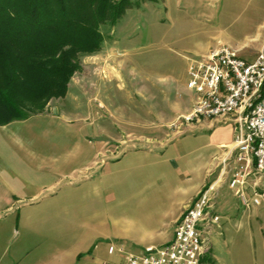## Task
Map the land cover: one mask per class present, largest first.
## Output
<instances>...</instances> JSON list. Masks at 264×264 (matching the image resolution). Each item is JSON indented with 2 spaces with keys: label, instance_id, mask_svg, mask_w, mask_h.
Returning <instances> with one entry per match:
<instances>
[{
  "label": "rangeland",
  "instance_id": "374dc122",
  "mask_svg": "<svg viewBox=\"0 0 264 264\" xmlns=\"http://www.w3.org/2000/svg\"><path fill=\"white\" fill-rule=\"evenodd\" d=\"M127 2L116 24L99 25L98 49L78 54V68L66 86L72 100L64 99L66 93L50 97L41 110L26 113L62 106L74 117L76 139L80 125L89 128L84 138L103 145L104 208L80 212L103 214L110 238L102 243L132 253L162 245L172 236V218L183 198L191 195L192 201L212 186L220 220L202 264H264V197L259 204L252 199L254 191L264 192V181L253 164L237 165L244 196L236 195L228 186L232 173L222 172L228 148L211 152L208 138H194L198 135L183 120L196 102L187 87L189 61L220 46L253 60L264 44V0H195L180 6L167 0ZM134 149L153 154L116 163L115 157ZM63 233L58 228V237Z\"/></svg>",
  "mask_w": 264,
  "mask_h": 264
},
{
  "label": "crops",
  "instance_id": "0c3cea01",
  "mask_svg": "<svg viewBox=\"0 0 264 264\" xmlns=\"http://www.w3.org/2000/svg\"><path fill=\"white\" fill-rule=\"evenodd\" d=\"M194 1L167 3L180 6ZM65 98L70 102L73 97L67 91ZM73 120L62 106L46 107L0 126V264H100L116 258L107 254L109 242L102 243L110 238L103 214H80L82 207L99 213L104 208L102 190L108 173L100 170L106 156L103 145L84 138L82 133L89 128L80 125L76 139ZM233 123L230 118L216 124L202 120L186 125L198 135L194 138H208L211 152L228 148L225 159L229 160L222 168L227 174L237 167ZM150 154L152 151L134 149L115 159L116 163L137 161ZM191 199V195L183 198L173 224ZM58 228L64 229L62 237L57 235ZM12 232L17 234L14 240Z\"/></svg>",
  "mask_w": 264,
  "mask_h": 264
},
{
  "label": "built area",
  "instance_id": "2783aa9c",
  "mask_svg": "<svg viewBox=\"0 0 264 264\" xmlns=\"http://www.w3.org/2000/svg\"><path fill=\"white\" fill-rule=\"evenodd\" d=\"M187 87L196 94L186 124L208 120L213 124L232 118V150L240 169L254 165L264 181V44L248 61L230 46L191 59L187 67ZM242 164V165H240ZM235 167L228 186L243 197V175ZM259 204L264 192H253ZM217 192L212 186L201 190L175 222L171 238L159 246L147 245L139 252H127L112 242L107 254L116 256L100 264H202L210 256L211 235L218 226Z\"/></svg>",
  "mask_w": 264,
  "mask_h": 264
},
{
  "label": "trees",
  "instance_id": "16d2710c",
  "mask_svg": "<svg viewBox=\"0 0 264 264\" xmlns=\"http://www.w3.org/2000/svg\"><path fill=\"white\" fill-rule=\"evenodd\" d=\"M127 0H0V125L61 97L79 53L98 49Z\"/></svg>",
  "mask_w": 264,
  "mask_h": 264
}]
</instances>
